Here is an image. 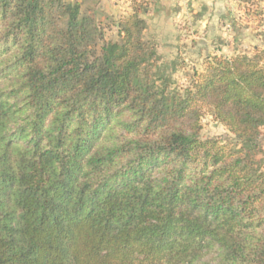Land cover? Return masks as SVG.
<instances>
[{"label": "trees", "instance_id": "16d2710c", "mask_svg": "<svg viewBox=\"0 0 264 264\" xmlns=\"http://www.w3.org/2000/svg\"><path fill=\"white\" fill-rule=\"evenodd\" d=\"M81 7L0 0V264H264V48L180 89L140 10Z\"/></svg>", "mask_w": 264, "mask_h": 264}, {"label": "rangeland", "instance_id": "374dc122", "mask_svg": "<svg viewBox=\"0 0 264 264\" xmlns=\"http://www.w3.org/2000/svg\"><path fill=\"white\" fill-rule=\"evenodd\" d=\"M81 10L95 17L107 38L118 37L117 22L140 10L148 26L143 36L167 66L173 87L190 82L194 70H205L211 56H253L264 48V0H81ZM203 138L235 141L229 128L209 110L202 118ZM259 158L264 169V127Z\"/></svg>", "mask_w": 264, "mask_h": 264}]
</instances>
